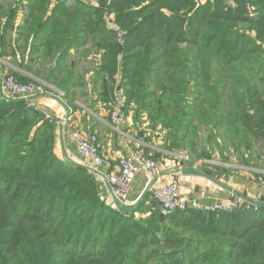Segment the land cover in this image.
<instances>
[{
  "label": "trees",
  "instance_id": "16d2710c",
  "mask_svg": "<svg viewBox=\"0 0 264 264\" xmlns=\"http://www.w3.org/2000/svg\"><path fill=\"white\" fill-rule=\"evenodd\" d=\"M4 1L0 59L33 77L8 69L17 82L39 79L64 98L91 84L88 107L110 112L124 89L137 138L183 152L192 174L204 175L195 162L241 151L260 167L250 155L256 140L264 147V0ZM107 19L124 32L122 44ZM56 148L40 112L0 100V264H264V203L162 216L146 192L116 212Z\"/></svg>",
  "mask_w": 264,
  "mask_h": 264
},
{
  "label": "built area",
  "instance_id": "2783aa9c",
  "mask_svg": "<svg viewBox=\"0 0 264 264\" xmlns=\"http://www.w3.org/2000/svg\"><path fill=\"white\" fill-rule=\"evenodd\" d=\"M91 7L97 6V0H78ZM108 27L117 32L119 43H123L124 32L115 24L107 19ZM58 60L48 66V71L56 69ZM9 65L0 59V100L4 103L20 101L24 104L27 111H36L35 101L45 93H52L57 90L46 82L37 84H27L17 82L13 76L8 75ZM61 98L64 93L60 92ZM117 105L111 113L110 124L119 127L125 121L127 110L126 96L124 89H119L115 94ZM43 122L56 126L62 131L69 126L68 119L65 117L51 116L43 113ZM72 140L76 146L77 153L82 161L81 166L88 169L97 179L101 181L109 194V197L119 203L128 205L130 193L136 178L145 175L148 179L146 190L153 194L161 207V214L166 216L176 211L195 210L206 213L233 212L236 206L235 199L228 202H217L204 204L199 199L191 197L181 191L180 182L173 177L165 176L159 163L149 157L145 145L137 150L131 151L128 155L118 160L116 169L111 160L105 158L99 148V139L96 135H85L79 131L72 133Z\"/></svg>",
  "mask_w": 264,
  "mask_h": 264
},
{
  "label": "crops",
  "instance_id": "0c3cea01",
  "mask_svg": "<svg viewBox=\"0 0 264 264\" xmlns=\"http://www.w3.org/2000/svg\"><path fill=\"white\" fill-rule=\"evenodd\" d=\"M4 2V0H0V4H3ZM74 52L75 51L73 50L72 54H75ZM94 61L97 62L98 58L95 57ZM9 69H13L22 74V76L33 79L31 75L21 70H17L15 67L11 66V64H9ZM48 73L50 72L48 71ZM90 78V76H85V80L89 82V84ZM37 82L44 81L38 79ZM52 87L55 88L54 86ZM89 87H87V89L75 88L71 95L66 94V98H61V91L55 88L57 91L45 93L35 101L36 111L40 112L42 115L43 113H49L51 116L58 118H69V126L66 130L62 131L54 126L57 141L55 152L62 162L65 163L69 160L76 165L81 166L82 161L72 140V133L74 131H80L85 135H96L98 137L101 154L105 158L111 160L115 169L118 160L121 157L128 155L136 147L145 145L152 150L151 152L155 153V156L156 153L166 155L163 157L157 156V161L161 164H159L161 170L163 174L168 177L176 176V173H179V177H181L180 186L183 193L192 197H204L205 199L201 198V202L205 204H211L216 200L223 201L231 197V194L234 191L229 188L231 186L224 187L223 185L216 183L214 180L207 178L208 176L205 177V173L204 175H195L187 172L184 166L186 164V156L181 154L182 152L180 154L165 153L157 147L153 148L151 144L146 145L141 142L137 138L139 124L133 120V113L129 112L127 117L125 114V121L120 127L112 126L110 124V117L115 109L110 112L109 109L100 102L94 103L93 107H88L89 104L94 102L91 95L93 92L92 85L90 84ZM65 150L66 152H69L71 158L65 156ZM194 169L197 170L193 167V170ZM147 181L148 179L145 175H139L136 178L130 193L131 203H138L146 192H149V190H146ZM247 190H250V187H248ZM237 194L244 196L242 193ZM254 210L256 211L257 208L255 207Z\"/></svg>",
  "mask_w": 264,
  "mask_h": 264
},
{
  "label": "rangeland",
  "instance_id": "374dc122",
  "mask_svg": "<svg viewBox=\"0 0 264 264\" xmlns=\"http://www.w3.org/2000/svg\"><path fill=\"white\" fill-rule=\"evenodd\" d=\"M241 28H242V26H241ZM85 69L87 70V73L91 72L90 67L86 64L81 65L79 68V70L82 72H84ZM138 124L140 125V123H138ZM140 127H143V126H140ZM145 128H146V126L144 127V129ZM148 134H150V133H148ZM142 147L143 146L140 145V146L136 147V149H134V150L140 149ZM145 150H147V149H145ZM252 153L253 154H251L250 157H252L253 159L256 160L258 166H260L258 168H255L253 166H248L244 163L245 160L247 159V155L244 154V152H242V151L237 153L234 158H229V160H223V159L219 158L218 156H214L213 158L206 157L201 162H195L194 168H196L198 171H200L202 173H205L206 176H208L207 178H209V179L212 178L216 183L223 185L224 187L231 186L229 188L234 190L232 192L230 198L223 200V201L216 200L213 203L228 202L232 198L235 199V201H237L235 208L240 207L243 204H245L246 203L245 198L249 199V200L251 199V201L254 202L255 205L257 203H264V167H262L264 165V147H263V144L259 140H256L255 149L253 150ZM181 154H183L187 157V155L184 154L183 152ZM149 155L152 156L153 158H155L156 159L155 161L158 163L157 157L155 156V153L149 152ZM65 156L68 158H71L69 152H66V150H65ZM189 156H190V154H189ZM191 157L194 158L193 156H191ZM187 160L185 161V163H186L185 165H187L188 162L191 161V159H190V161H187ZM66 162H70V163L75 164L74 162H71L69 160H67ZM86 171L88 172L87 174L92 179H94L95 182L97 183V186L100 190V194L102 196L101 200L104 202V204L107 207H110L111 209H113L116 212H120V211H122L121 209L123 207H129V206L131 207V206H134L137 204V203H131L130 200H129L128 205L123 204V203L121 204L117 201L112 200L109 197V194L107 193L106 189L104 187H102L101 181L99 179H97V177H95L93 174H91L88 171V169H86ZM176 176L177 177H175V178L179 182H181V177H179V173H176ZM248 187H250V190H247ZM237 193H242L244 196H240L241 194H237ZM195 198L199 199L200 201H202V199H205L204 197H201L202 199L200 197H195ZM152 203L153 202L150 201L148 204V207H150L152 205ZM213 203H211V204H213ZM208 205H210V204H208ZM148 213H149L148 209L145 208V209H143V211H141V213L137 214L136 217H138V218L146 217L148 215ZM170 214H172V213H170Z\"/></svg>",
  "mask_w": 264,
  "mask_h": 264
},
{
  "label": "water",
  "instance_id": "95a60500",
  "mask_svg": "<svg viewBox=\"0 0 264 264\" xmlns=\"http://www.w3.org/2000/svg\"><path fill=\"white\" fill-rule=\"evenodd\" d=\"M162 216H164V215H162Z\"/></svg>",
  "mask_w": 264,
  "mask_h": 264
}]
</instances>
